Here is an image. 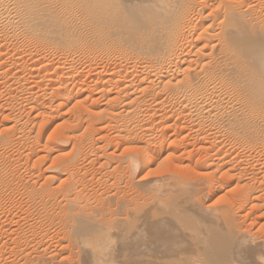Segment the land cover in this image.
I'll return each instance as SVG.
<instances>
[{
  "label": "bare ground",
  "instance_id": "obj_1",
  "mask_svg": "<svg viewBox=\"0 0 264 264\" xmlns=\"http://www.w3.org/2000/svg\"><path fill=\"white\" fill-rule=\"evenodd\" d=\"M262 54L264 0H0V264H264Z\"/></svg>",
  "mask_w": 264,
  "mask_h": 264
},
{
  "label": "snow or ice",
  "instance_id": "obj_2",
  "mask_svg": "<svg viewBox=\"0 0 264 264\" xmlns=\"http://www.w3.org/2000/svg\"><path fill=\"white\" fill-rule=\"evenodd\" d=\"M261 62L262 64H264V54H262L261 57ZM136 149H126V151H135ZM159 174V169H157V171L153 172V171H149L147 176L143 177L144 179H147L148 176H153V175H158ZM223 200V197H221L219 200L216 201V203H220Z\"/></svg>",
  "mask_w": 264,
  "mask_h": 264
},
{
  "label": "rangeland",
  "instance_id": "obj_3",
  "mask_svg": "<svg viewBox=\"0 0 264 264\" xmlns=\"http://www.w3.org/2000/svg\"><path fill=\"white\" fill-rule=\"evenodd\" d=\"M112 147H114V146H111V150L113 149ZM114 150L116 151L115 148L113 149V151H114ZM116 153L119 154V155H120V154H121V155H122V154L124 155V153L126 154L125 148L120 147L119 149H117ZM83 164H85V163H83ZM85 165H86V164H85ZM141 175H142V174H140V175H138V176L141 177ZM138 176H137V177H138ZM212 203H213V200L211 199V200L208 201L207 204L210 205V204H212ZM261 218L264 220L263 216H261Z\"/></svg>",
  "mask_w": 264,
  "mask_h": 264
}]
</instances>
